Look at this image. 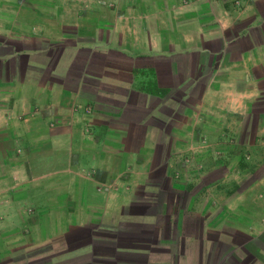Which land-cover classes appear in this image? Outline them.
<instances>
[{
	"label": "crops",
	"instance_id": "1",
	"mask_svg": "<svg viewBox=\"0 0 264 264\" xmlns=\"http://www.w3.org/2000/svg\"><path fill=\"white\" fill-rule=\"evenodd\" d=\"M184 1L0 0V264H264V0Z\"/></svg>",
	"mask_w": 264,
	"mask_h": 264
},
{
	"label": "rangeland",
	"instance_id": "2",
	"mask_svg": "<svg viewBox=\"0 0 264 264\" xmlns=\"http://www.w3.org/2000/svg\"><path fill=\"white\" fill-rule=\"evenodd\" d=\"M188 2V4L191 2V3H194L196 2L197 0H186ZM184 1V2H186ZM184 4H187V3H184ZM243 166H244V169H245V176H243L244 178V184L249 182L253 177H255L257 175L258 172H256L255 170V166L253 164H251V161H245L243 160ZM250 171V173L247 174V172ZM259 171V170H258ZM256 172V173H255Z\"/></svg>",
	"mask_w": 264,
	"mask_h": 264
},
{
	"label": "built area",
	"instance_id": "3",
	"mask_svg": "<svg viewBox=\"0 0 264 264\" xmlns=\"http://www.w3.org/2000/svg\"><path fill=\"white\" fill-rule=\"evenodd\" d=\"M88 112H91V110H89Z\"/></svg>",
	"mask_w": 264,
	"mask_h": 264
}]
</instances>
